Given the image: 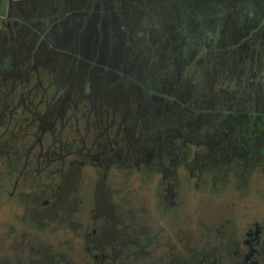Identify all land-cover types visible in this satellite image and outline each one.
<instances>
[{
  "label": "flooded vegetation",
  "instance_id": "flooded-vegetation-1",
  "mask_svg": "<svg viewBox=\"0 0 264 264\" xmlns=\"http://www.w3.org/2000/svg\"><path fill=\"white\" fill-rule=\"evenodd\" d=\"M80 115L109 154L74 159ZM2 125L0 264H264V0H0ZM121 139L137 173L157 158L133 181ZM143 177L155 213L123 195Z\"/></svg>",
  "mask_w": 264,
  "mask_h": 264
},
{
  "label": "rangeland",
  "instance_id": "rangeland-1",
  "mask_svg": "<svg viewBox=\"0 0 264 264\" xmlns=\"http://www.w3.org/2000/svg\"><path fill=\"white\" fill-rule=\"evenodd\" d=\"M192 15H193V12H192ZM7 116L9 117V113L7 114ZM16 116H17V118L20 117L19 114L16 115ZM8 117L6 118L7 121H8ZM27 117H28L27 119H30L29 116H27ZM28 121L29 120H26L23 123H27ZM118 124L119 123L117 121H115V123H112V125H111V130H110L109 136H110V139L113 142V144H115V141L118 139L117 136L119 137V132L117 133V130L120 129V126ZM5 127H6V125H2L1 126L0 134L3 132V129ZM76 128L77 127L74 125V129H72V130L67 129V133L69 134V138L70 139L73 138L72 142L70 143V145L67 146V148H70V150L73 151L72 152V156L74 157V159H76V160L77 159L78 160L83 159L84 152H88L89 147H91L92 145L95 148V151H92L93 154L98 155V154L102 153L101 156L104 153L105 154H109L108 151L110 150V145L108 143V137L106 135H103V133H102V135H100L99 132H101V129L99 128L98 124L91 123V125L88 126L85 117L80 115L79 116V130H77ZM141 131L142 130H139V132H141ZM141 133L138 134V137H140V136L141 137H143V136L145 137L147 135L146 134L147 132H145V134H143L144 130ZM234 133L236 134V129H234ZM120 137H121V135H120ZM122 137L124 138L125 136L122 135ZM209 138H211V136H209ZM145 141H146V145L148 147H150L151 145L154 144L153 141H151L149 138H147ZM155 142H156V145H157V140L156 139H155ZM223 144H224V139L220 143L215 144V148L220 153L223 152V149H222ZM83 145H86L85 146L86 148H84ZM99 145H100V148H101L102 151L98 150ZM170 145L174 146L173 155L171 157H176L178 155L177 154L178 153V148L177 147H178V145H180V138L176 137L175 139H173V144L170 143ZM137 148H138V146H137ZM186 148H187V151H188L187 156H186V160H192L194 158L196 150H198V153H199L198 154L199 155L198 159H200V156L206 152V150L208 148V144L206 142L202 141V140L199 143H197L195 140H191V141L189 140L187 142ZM0 149L2 150L1 153L4 154V159H6L7 157H6V154H5V150H6L5 146L4 147L2 146ZM127 149H129V145H128L127 139H121V141H119L118 144H116L114 152L111 154L114 159L119 160L121 158H118L115 155L116 151H119V153L122 156V160H125L124 163L127 165V167H125V164H123V163L122 164H117V163L113 164L112 170H111L112 171L111 175L113 176L114 174H117L119 177H121L119 181L122 180V177L125 178L126 175L130 179V181H133L137 177H140V176L142 177V175H145L144 171L150 169L148 166L153 165V163H155V161L157 159L156 157H153L152 160L154 162L146 164L147 166H141V172L139 171V173H137L136 172L137 168L135 166V162H133V161H135L134 158H136V157L127 158L128 157ZM79 150L81 151V153H78ZM36 152H38V150ZM226 158L227 157H223L220 154L216 158V159L219 160V161L216 162V164L217 165L222 164L223 163L222 161L224 159H226ZM163 159H164V163H168L170 158H166L164 156ZM243 163H244V161H241L239 159L238 154L235 155V157H233L232 166H233L234 169H238ZM262 169H263V171H261ZM98 171H101V170L98 169ZM259 171H261V173L263 172L262 175L258 174V173L255 174V175L253 174V175H251L252 176L251 179H252V181L254 183L264 184V168L259 169ZM117 175H115V176H117ZM149 175L151 176V178H153L154 176L155 177H160L161 173H159L155 169L154 171H150ZM147 179L148 178H145V177L139 179L141 182H140V184H135L134 185V188H133L134 191H131L130 189L126 188L125 191H124V194H123L122 191H121V193L123 195H127V197H132L133 196V198L137 202L140 201V200L149 202L148 204H149V207L151 209V212L155 213V212H157V210H156L157 204H156V201H155L154 189L151 186H149L148 184L145 185ZM153 182H154V184L152 182H151V184L155 185L156 179L155 180L153 179ZM132 193H133V195H132ZM236 193L239 194V196L243 197V198H249L250 197L249 193L244 191V190L243 191H237ZM83 195L86 198H88V200L91 199V187L90 186H87L85 189H83ZM228 196L229 195H227V194L220 196L219 197V202L221 204H224L226 201H228V198H227ZM254 197L256 199L258 196L254 195ZM192 198H194V195H192ZM201 201H202L201 197L198 196L197 197L198 206L195 205V206H192V207L194 209H196V207H197L199 210L203 209V208H206L207 211H211L212 210L213 206H207V205L204 206L203 204H200ZM226 210H228L226 207H224L222 209L223 212L226 211Z\"/></svg>",
  "mask_w": 264,
  "mask_h": 264
},
{
  "label": "water",
  "instance_id": "water-1",
  "mask_svg": "<svg viewBox=\"0 0 264 264\" xmlns=\"http://www.w3.org/2000/svg\"><path fill=\"white\" fill-rule=\"evenodd\" d=\"M4 1H6V0H4ZM118 10H119V15H120L121 19H123L124 16H123V14H122V11H121L120 7L118 8ZM2 13H3V12H2ZM137 49H138V48H137Z\"/></svg>",
  "mask_w": 264,
  "mask_h": 264
}]
</instances>
